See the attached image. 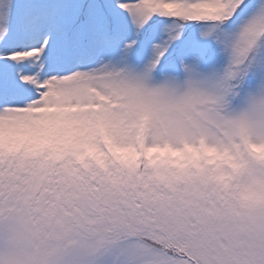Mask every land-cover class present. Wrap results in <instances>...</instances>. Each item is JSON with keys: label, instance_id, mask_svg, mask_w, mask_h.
<instances>
[{"label": "snow or ice", "instance_id": "1", "mask_svg": "<svg viewBox=\"0 0 264 264\" xmlns=\"http://www.w3.org/2000/svg\"><path fill=\"white\" fill-rule=\"evenodd\" d=\"M0 264H264V0H0Z\"/></svg>", "mask_w": 264, "mask_h": 264}]
</instances>
